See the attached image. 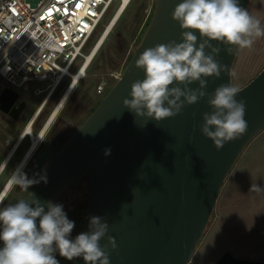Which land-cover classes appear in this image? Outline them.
<instances>
[{
    "label": "water",
    "instance_id": "obj_1",
    "mask_svg": "<svg viewBox=\"0 0 264 264\" xmlns=\"http://www.w3.org/2000/svg\"><path fill=\"white\" fill-rule=\"evenodd\" d=\"M182 0H155L148 29L127 64L121 78L100 100L98 107L56 152L27 200L56 203L63 191L89 175V196L83 233L90 231V218L108 223L100 246L110 264H198L192 256L214 210L220 189L247 144L264 129V68L239 88L236 99L245 103L247 131L217 150L201 131L203 114L211 113L208 100L221 84L232 85V66L238 48L231 54L227 45L219 47L214 59L226 66L219 78L207 80V95L197 103L185 104L174 117L157 122L138 117L124 107L131 99V85L144 79L135 65L149 47L182 42V29L172 12ZM249 0H238L248 9ZM199 44L202 38L196 31ZM206 54L211 50L206 48ZM183 88L184 85H178ZM190 88H198L194 82ZM19 94L5 89L0 111L11 113ZM183 99V98H181ZM110 149L109 155L105 150ZM30 206L35 207L34 204ZM37 220V224H38ZM81 232V233H82ZM114 237L116 248L109 244ZM73 264H85L82 257ZM216 264H264L260 260L225 253Z\"/></svg>",
    "mask_w": 264,
    "mask_h": 264
},
{
    "label": "clouds",
    "instance_id": "obj_2",
    "mask_svg": "<svg viewBox=\"0 0 264 264\" xmlns=\"http://www.w3.org/2000/svg\"><path fill=\"white\" fill-rule=\"evenodd\" d=\"M172 19L183 30L182 42L146 48L135 61L136 67L143 69L144 79L133 82L131 99L123 100L124 107L138 117L157 122L176 116L185 104H195L205 97L204 77L219 78L225 70L226 66L214 59L221 49L214 47L212 41L229 46L226 51L231 54L233 46L250 49L255 38L264 37L260 21L240 7L238 0H182L175 6ZM196 31L202 38L199 44ZM54 46L49 36L43 47ZM206 48L211 50L210 54H206ZM194 82L199 83L198 88L189 87ZM238 93L239 89L230 83L221 84L208 100L213 111L203 114L200 131L213 141L217 150L247 131L245 103L236 99ZM110 152L106 149L105 155ZM17 183L27 190L33 181L24 176ZM260 190L254 184L250 189ZM102 220L91 217L90 231L80 233L73 240L70 234L75 222L67 217L61 204L48 202L47 211L35 199L8 204L0 209V242L3 243L0 264H59L54 255L57 251L70 261L82 257L85 264H110L107 251L99 243L108 231V223ZM108 241L115 249L114 237L109 236Z\"/></svg>",
    "mask_w": 264,
    "mask_h": 264
},
{
    "label": "built area",
    "instance_id": "obj_3",
    "mask_svg": "<svg viewBox=\"0 0 264 264\" xmlns=\"http://www.w3.org/2000/svg\"><path fill=\"white\" fill-rule=\"evenodd\" d=\"M131 1L120 0L114 14L127 8ZM114 2L115 0H0V96L5 89H11L19 95L28 93L30 90L26 86L31 84L35 86L31 89L33 95L41 97L33 106L24 129L11 147L10 156L24 140L31 142L34 127L63 81L70 78V85L72 84L74 73L82 65L74 71L78 59H86L84 50L88 48L99 27H106L104 21ZM49 36L53 38L55 46L45 48L43 44ZM121 76L122 73L113 74L115 81ZM105 88V82L97 85V92L102 97L106 95ZM18 101L19 98L14 109ZM51 115L52 112L47 120ZM32 119L34 124L27 130Z\"/></svg>",
    "mask_w": 264,
    "mask_h": 264
},
{
    "label": "rangeland",
    "instance_id": "obj_4",
    "mask_svg": "<svg viewBox=\"0 0 264 264\" xmlns=\"http://www.w3.org/2000/svg\"><path fill=\"white\" fill-rule=\"evenodd\" d=\"M259 0H249L247 11L261 23V27H264V10L259 8ZM120 5V0H115L104 24L108 25V21L112 18L116 10ZM155 0H132L125 11L122 13L120 19L112 29L111 33L107 37L104 44L101 46L100 50L93 59L90 67L88 68L86 75L81 78L77 83L79 84L77 92V100L80 104V113H84L92 106H97L95 101L99 96L97 92V85L105 82L111 89L117 81L114 80L113 74L124 72L128 62L131 59V54L135 48L139 46L135 42L138 32L141 26L146 21L149 13L154 8ZM104 26H100L92 37L89 46L84 50L87 54L91 48L94 46L96 40L102 34ZM83 58L78 59L77 64L74 67L76 71L82 64ZM264 68V37L255 38V42L252 48L248 49H238L232 66V86L236 88H241L247 84L251 79H253L262 69ZM77 72V71H76ZM75 72V73H76ZM71 83L70 78L63 81L62 85L58 88L47 107L43 116L38 120L34 132L36 133L49 117L52 110L57 106L59 100L63 96V93L67 90ZM32 86L28 84L26 89L30 90L28 93L31 94L30 104L35 105L41 99L40 96L33 95ZM35 88V86H33ZM32 89V90H31ZM27 94V93H25ZM72 94V93H71ZM30 96V95H29ZM71 96V95H70ZM92 108L91 111L94 110ZM90 111V112H91ZM26 114V113H25ZM91 114V113H90ZM22 119L19 118L14 122V125L9 128H4L0 125V157L9 155L10 145L16 139L17 134L24 128L22 124ZM80 119V117H79ZM78 117H73L72 115L64 116L63 122L59 127L60 132H66L67 127L70 125L81 126V122ZM74 129L69 135L64 139V141L56 148L59 151L63 145L71 138L72 134L75 132ZM26 146L29 144V140L26 139ZM14 155L9 169L5 172V175L0 180V191L9 179L11 172L18 165L19 161L24 155V151ZM53 155L48 158L42 167H39L36 171V180L40 177L45 167L52 160ZM75 183V182H74ZM73 183V184H74ZM89 196V176L85 175L81 178L79 184L69 186L63 191L62 195L59 197V203L63 206V210L67 214V217L76 222L78 215L77 210L81 209V206L85 205L88 201ZM18 202V199L14 195H11L8 200L2 203L0 209L7 206L8 204H14ZM72 234V232H71ZM70 234V239L73 237ZM0 247H3V243L0 242ZM55 258L58 260L59 264H63L64 257L60 256L57 251L54 253ZM193 257V256H192Z\"/></svg>",
    "mask_w": 264,
    "mask_h": 264
},
{
    "label": "crops",
    "instance_id": "obj_5",
    "mask_svg": "<svg viewBox=\"0 0 264 264\" xmlns=\"http://www.w3.org/2000/svg\"><path fill=\"white\" fill-rule=\"evenodd\" d=\"M264 10V0H259ZM8 156V155H7ZM0 157V174L10 155ZM260 191H250L252 185ZM264 262V129L245 147L226 177L214 206L213 219L192 260L216 264L225 254Z\"/></svg>",
    "mask_w": 264,
    "mask_h": 264
},
{
    "label": "flooded vegetation",
    "instance_id": "obj_6",
    "mask_svg": "<svg viewBox=\"0 0 264 264\" xmlns=\"http://www.w3.org/2000/svg\"><path fill=\"white\" fill-rule=\"evenodd\" d=\"M154 10H155V5L154 8L151 10V12L149 13L146 21L144 22V24L141 26L138 35L136 37L135 42H137V44L141 43V37L143 36V33L147 27L150 21L151 16L154 14ZM153 17V16H152ZM148 29V28H147ZM144 37V36H143ZM143 39V38H142ZM137 48H135L131 54V58L135 53V50ZM131 60V59H130ZM129 63V62H128ZM78 88H79V84L76 85V87L74 88V90L71 92L72 94H70L71 96L68 97V99L66 100V102L63 104V106L61 107L60 111L58 110V114H56L57 116H55L56 118L52 120V122L50 123L49 127L46 129V131L43 133L42 137L40 138V141L38 143V145L36 146V148L34 149V152L32 153L31 157L28 159V161L26 162V164L24 165L23 169L21 170L18 178L16 179V181L14 182L13 186L11 187V189L8 192V195L6 197V199L4 200V202L6 200H8V198L11 195H14L16 197V199H18V201L20 199H25L27 200L31 193L33 192L37 182L39 181L40 177L36 180V171L39 167H42L45 162L48 160V158H50V156L53 155V158L56 154V148L64 141V139L69 135L70 132H72L76 126L74 125H70L69 127H67L66 132H60L58 129L60 127V125L63 122L64 116L66 115H72L73 117H80L79 121L83 124L88 118L89 116L94 112V110L98 107L100 100L103 98L101 95H99L95 101V104L97 103V106H92L90 109H88L87 111H85L84 113H80L79 110V106L80 104L78 103L77 100V92H78ZM110 91L109 86L107 85L105 88V93L107 94ZM30 95V96H29ZM31 94L27 93H21L18 98V105L17 107L12 111V115L11 113H4L2 111H0V125L4 128H9L12 127L14 125V122L17 121L19 118H21L23 116L22 119V124H26V119L28 116L31 115L32 112V108L34 105L30 104V100H31ZM56 108V106H55ZM54 108V109H55ZM92 108H94L93 111ZM54 109L52 110V112L54 111ZM91 111V112H90ZM26 113V114H25ZM91 113V114H90ZM47 122V119L45 120V122L43 123L42 127L35 133L36 135H39L40 132L42 131V128H44L45 124ZM34 124V123H33ZM81 124V125H82ZM36 127V126H35ZM34 127V128H35ZM80 126H77L76 129H78ZM24 129V128H23ZM22 129V130H23ZM22 130L20 131L19 134H17L16 138L21 134ZM77 130H75L76 132ZM74 132V133H75ZM74 133L72 134V136L74 135ZM71 136V137H72ZM16 140V139H15ZM11 142L10 145V149L13 146L14 142ZM30 145L28 144L29 148L31 146V142H29ZM28 146H26V142L25 140L20 144V146L18 147V149L16 150V152L14 154L11 155L9 162L7 163L6 167L4 168V172L2 174H0V180L3 178V176L5 175V172L9 169L10 165H11V161L14 157V155H16L17 153L21 152L22 150L26 149L24 151V154L26 151H28ZM64 146V145H63ZM28 148V149H27ZM60 150V149H59ZM10 155V154H9ZM8 155V156H9ZM7 156V158H8ZM52 158V159H53ZM22 159V158H21ZM21 160L19 161L18 165L20 164ZM50 163V162H49ZM48 163V164H49ZM17 165V166H18ZM16 166V167H17ZM15 167V168H16ZM47 167V166H46ZM45 167V168H46ZM14 168V170H15ZM13 170V171H14ZM45 170V169H44ZM43 170V172H44ZM12 171V172H13ZM11 172V174H12ZM42 172V173H43ZM11 176V175H10ZM26 177L28 180L33 181V183L29 186V188L27 190L23 189L18 183L17 180L19 178L22 177ZM10 178V177H9ZM79 180V179H78ZM77 181V180H76ZM75 181V182H76ZM6 184V183H5ZM4 187V186H3ZM62 195V194H61ZM60 195V196H61ZM59 199V198H58ZM58 201V200H57ZM56 201V203H57ZM55 203V204H56ZM77 215H78V219L75 222V227L72 231V233H74L76 231V229L80 226V218L82 216V209L77 210ZM83 228V226H82ZM82 232V230H81Z\"/></svg>",
    "mask_w": 264,
    "mask_h": 264
},
{
    "label": "bare ground",
    "instance_id": "obj_7",
    "mask_svg": "<svg viewBox=\"0 0 264 264\" xmlns=\"http://www.w3.org/2000/svg\"><path fill=\"white\" fill-rule=\"evenodd\" d=\"M124 7V5L122 6V8ZM126 9V8H125ZM125 9H120L117 14L113 16L112 21L111 19L108 21V25L106 24V27L103 29L104 31H102V34L100 35V37L96 40L94 46L91 48V50L86 54L87 57L84 60V62L82 63V65L80 66V68L77 70L76 73H74V78L72 81V84L69 85V87H67V90L65 91V93H63V96L61 97V99L59 100L56 108L54 109V111L52 112V115L50 116V118L47 120L44 128H42V131L40 132L39 135H36L35 133L32 135L31 137V146L28 149V151L25 152V154L23 155L20 164L15 168V170L12 172L10 178L7 180L6 184L4 185V187L1 189L0 191V201H2V203L4 202V200L6 199L9 190L11 189V187L13 186L14 182L16 181V179L18 178L21 170L23 169L24 165L26 164V162L28 161V159L31 157L32 153L34 152V149L36 148V146L38 145L40 138L42 137L43 133L46 131V129L49 127L50 123L52 122V120L54 119V117L56 116L58 110L61 109V107L63 106V104L66 102V100L68 99V97L70 96L71 92L74 90V88L76 87V84L81 80L82 77H84L86 75V72L88 70V68L90 67L93 59L95 58L96 54L98 53V51L100 50L101 46L104 44V42L106 41L107 37L109 36V34L111 33L112 29L114 28V26L116 25V23L118 22V20L120 19L122 13L125 11ZM122 11V12H121ZM111 21V22H110ZM34 120L32 119L26 129L30 130L33 126ZM26 131V130H25ZM24 131V132H25ZM2 203H0V206L2 205Z\"/></svg>",
    "mask_w": 264,
    "mask_h": 264
},
{
    "label": "trees",
    "instance_id": "obj_8",
    "mask_svg": "<svg viewBox=\"0 0 264 264\" xmlns=\"http://www.w3.org/2000/svg\"><path fill=\"white\" fill-rule=\"evenodd\" d=\"M152 16H153V15H152ZM152 16H151V18H150L149 23H150L151 20H152ZM148 26H149V24L147 25V27H146V29H145V31H144V33H143V36L145 35ZM143 36L141 37V40H142ZM140 42H141V41H140ZM29 117H30V116L27 117L26 122L28 121ZM87 176H89V175L87 174ZM80 180H81V178H80L79 180H77L74 184L70 185L69 188L72 187V186L77 185V183L79 184ZM87 202H88V201H87ZM56 204H60V203H59V199H58V201H57ZM81 209H82V216H81V218H80V226L76 229V231H75L74 233L71 234V235L73 236V237H71V239H73V240L75 239V237H76L77 235H79V234L81 233L82 226H83V224H84V220H85V216H86L87 203H86L85 205L81 206ZM76 213H77V211H76ZM213 216H214V210H213L212 213H211V216H210L209 221H208V223H207L206 229H207L208 226L210 225V223H211V221H212V219H213ZM206 229H205V231H206ZM205 231L203 232L202 237H203ZM202 237H201V239H202ZM200 241H201V240H200ZM73 261H74V259L70 261V260H67V259L64 258V259H63V264H73Z\"/></svg>",
    "mask_w": 264,
    "mask_h": 264
}]
</instances>
